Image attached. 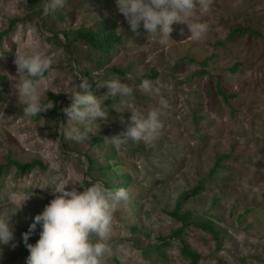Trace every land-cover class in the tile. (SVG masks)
<instances>
[{
    "label": "rangeland",
    "instance_id": "374dc122",
    "mask_svg": "<svg viewBox=\"0 0 264 264\" xmlns=\"http://www.w3.org/2000/svg\"><path fill=\"white\" fill-rule=\"evenodd\" d=\"M45 1L0 0V31L12 18L20 19L0 45V162L12 157L44 164L25 172L9 166L3 172L0 213L11 214L25 203L12 214L16 247L0 246V264H26V259L11 261L12 253L20 246L22 229L28 230L32 218L54 198V185L83 188L96 180L105 183L114 176L106 167L109 157L130 174L131 185L129 200L115 202L111 254L105 264H190L181 241L171 237L182 224L167 213L174 207L169 200L194 187L221 154L230 155L225 168L210 179L201 200L184 208L210 213L225 231L222 247L195 226L186 227L183 237L202 255L199 264H264V39L248 34L228 38L235 26L255 27L264 36V0H211L209 10H197L193 18L207 25L204 38L193 41L187 23L176 22L167 46L143 27L131 33L117 0H65L63 8L50 13L44 11ZM105 19L115 23L122 43L100 63L94 49L73 37L68 40L63 32L82 26L97 29ZM17 49L26 54L39 51L50 59L41 102L50 94L60 96L61 117L52 108L39 118L23 114L9 78L16 75ZM208 57L212 59L205 67L202 61ZM238 62L241 66L233 73L230 69ZM79 67L91 72L95 95L107 91L99 81L112 78L134 89L127 104L115 97L107 121L97 124L86 142L59 134L68 119L63 111L71 103L68 93L83 81ZM112 67L124 74L112 72ZM200 69L207 73L187 81ZM143 79L153 82L154 91L138 87ZM217 82L235 95L229 104L217 94ZM128 104L143 113L158 109L163 128L156 141L146 145L129 140L119 149L109 142L106 137L126 130ZM95 136L103 138L104 147L95 144ZM88 156L96 161L93 167ZM212 196L220 198L215 208L209 205ZM246 208L253 209L238 220L237 214Z\"/></svg>",
    "mask_w": 264,
    "mask_h": 264
},
{
    "label": "clouds",
    "instance_id": "9594fccd",
    "mask_svg": "<svg viewBox=\"0 0 264 264\" xmlns=\"http://www.w3.org/2000/svg\"><path fill=\"white\" fill-rule=\"evenodd\" d=\"M211 0H117L119 11L124 15L131 33L140 28L149 34H156L160 43L167 46L173 24L187 23L193 41H200L207 32V25L193 19L199 13L209 10ZM65 0H47L44 11L54 12L63 8ZM120 30V29H119ZM187 38V39H188ZM16 75L9 74L14 82L13 88L18 101L23 105V114L33 116L54 106L41 102V84L44 75L51 68L50 59L39 51L26 54L17 49L14 60ZM106 87L102 95L82 92L89 87L86 80L78 84L69 98L71 103L63 111L68 117L66 124L59 126V134L75 142H86L94 134L96 125L107 121L109 110L104 104L108 97L119 96L121 103L127 104L132 97L133 87L119 78L99 81ZM138 87L146 92L154 91V84L148 79L140 81ZM131 110L130 121L125 131L106 137L117 149L127 141L143 142L146 145L156 141L161 135L163 123L158 109L151 108L146 113L128 104ZM56 184L52 187L55 194L32 218L28 230L22 233L23 243L29 251L26 264H105L111 254L108 241L112 234V220L115 202L128 201L129 191L118 188L109 192L102 180L90 182L87 187L73 184ZM25 203V202H24ZM24 203L16 206L11 214L0 213V246L16 247L15 225L12 214L22 209ZM39 227V238L29 242V238ZM95 237V238H94Z\"/></svg>",
    "mask_w": 264,
    "mask_h": 264
},
{
    "label": "trees",
    "instance_id": "16d2710c",
    "mask_svg": "<svg viewBox=\"0 0 264 264\" xmlns=\"http://www.w3.org/2000/svg\"><path fill=\"white\" fill-rule=\"evenodd\" d=\"M43 2V0H41ZM47 2V0L45 1ZM20 21L19 18H12L10 20L9 27L5 30L0 31V45L2 43V40L5 36L9 35L13 30L16 24ZM97 29L91 28V27H85L82 26L78 29H71L68 31H64L65 37L69 40L71 37L74 38L76 41H83L85 42L89 47L94 49L97 52L98 61L100 63H105L107 60H109V57L113 54V51L116 46L120 45L122 43V37L117 34L115 23L111 22L108 19L102 20L101 23L98 25ZM253 35L256 37H261L264 39L263 34L255 27L252 26H235L231 32L228 35V38H234L237 35ZM54 38H57L54 36ZM221 44H224L223 42H220ZM211 57L206 58L202 61V65L205 67L208 65L209 61L211 60ZM241 66V63H235L231 67V71L233 73L237 72ZM112 72L124 74V71L117 67L111 68ZM79 71L81 73V77L83 80H86L89 87L86 89H83V92H92L94 93V85L92 83L91 79V72L83 67H79ZM49 72V71H48ZM45 73L44 76L47 75ZM206 69H200L196 71L195 74H192L189 78L187 77V81L190 80L191 77L201 76L202 74H206ZM216 91L219 96L223 99V101L227 104L230 103V100L235 97L234 94H230L226 92L223 89V86L221 82L216 83ZM60 96L50 94L48 96V100L46 103L51 102L54 104L52 108V111L55 115L61 117L60 112V106H58ZM116 98H111L108 102H106L105 106L109 111H112L111 104L112 101ZM42 114L38 113L36 114V117H41ZM95 144H101L103 147L105 146V142L101 136H95L94 137ZM228 154H221L216 155L214 165L210 168L209 172L202 176L201 179L198 181V183L187 190H184L178 194H175L169 202L173 203V209L169 212H167L172 218H174L176 221L181 222L182 227L173 232L171 237H174L176 239H179L182 244V253L184 256H186L190 260V264H199L202 260V255L193 249L190 244L184 239L183 232L184 229L188 226H195L199 229H202L208 233H210L212 236L215 237L216 242L218 244V247H222V240L225 236L224 229L218 225L216 222H214L210 216V213L208 211L199 212L195 209L190 208H184L188 203L196 201L198 199L201 200L203 197V193H205L208 189L207 183L210 181L214 175L218 172V170L225 168L224 161L229 157ZM113 158H108V163L106 164V167L108 170L112 171L114 176L110 177L104 185L109 190V192H115L118 188L124 187L126 188L129 193V187L131 185V177L130 174L126 173L123 170H120L116 167V163L111 161ZM88 161L90 163V167H93V164L96 162L95 159L88 156ZM9 166H15L19 171L25 172V171H31L35 167H44V164L39 159H32L28 162H23L19 159L9 157L7 162L5 164H2L0 162V182L3 176L4 170ZM92 169V168H91ZM195 199V200H194ZM220 198L217 196H212V198L209 201V205L212 208H215L217 205H219ZM231 209L232 212H234V206ZM253 208H246L244 212L237 214V219L242 220L244 214L249 213ZM212 216L218 218L216 214H212ZM27 231V229H22V233ZM39 238V233H34L30 238L29 242L34 243ZM164 242L166 241V237H162ZM29 251L26 248L25 244L23 243V238L21 240L20 246L18 249L12 253L11 261H15L18 259H26L28 256Z\"/></svg>",
    "mask_w": 264,
    "mask_h": 264
}]
</instances>
